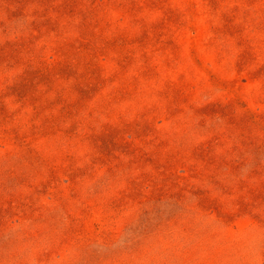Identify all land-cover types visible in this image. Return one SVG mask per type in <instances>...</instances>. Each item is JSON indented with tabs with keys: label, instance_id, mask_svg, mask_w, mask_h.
Instances as JSON below:
<instances>
[{
	"label": "rangeland",
	"instance_id": "374dc122",
	"mask_svg": "<svg viewBox=\"0 0 264 264\" xmlns=\"http://www.w3.org/2000/svg\"><path fill=\"white\" fill-rule=\"evenodd\" d=\"M0 264H264V0H0Z\"/></svg>",
	"mask_w": 264,
	"mask_h": 264
}]
</instances>
